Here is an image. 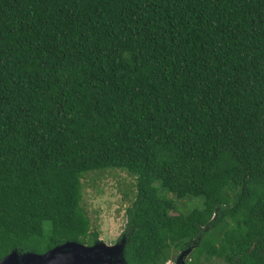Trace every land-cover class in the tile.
<instances>
[{
  "label": "trees",
  "instance_id": "obj_1",
  "mask_svg": "<svg viewBox=\"0 0 264 264\" xmlns=\"http://www.w3.org/2000/svg\"><path fill=\"white\" fill-rule=\"evenodd\" d=\"M113 169L127 264H264V0H0V260L96 242Z\"/></svg>",
  "mask_w": 264,
  "mask_h": 264
},
{
  "label": "rangeland",
  "instance_id": "obj_2",
  "mask_svg": "<svg viewBox=\"0 0 264 264\" xmlns=\"http://www.w3.org/2000/svg\"><path fill=\"white\" fill-rule=\"evenodd\" d=\"M134 183L132 176L118 169L88 172L83 176L81 207L91 222V230L98 234V241L107 245L119 241L125 224L124 211L135 196ZM177 204L192 209L198 203L190 199ZM210 264L223 263L214 260Z\"/></svg>",
  "mask_w": 264,
  "mask_h": 264
},
{
  "label": "water",
  "instance_id": "obj_3",
  "mask_svg": "<svg viewBox=\"0 0 264 264\" xmlns=\"http://www.w3.org/2000/svg\"><path fill=\"white\" fill-rule=\"evenodd\" d=\"M125 237L112 245L96 241L92 245L66 242L43 254L12 251L0 260V264H127L124 258ZM190 252L186 249L175 264H185Z\"/></svg>",
  "mask_w": 264,
  "mask_h": 264
},
{
  "label": "flooded vegetation",
  "instance_id": "obj_4",
  "mask_svg": "<svg viewBox=\"0 0 264 264\" xmlns=\"http://www.w3.org/2000/svg\"><path fill=\"white\" fill-rule=\"evenodd\" d=\"M123 235V232H122V234H121V236ZM121 236H120V238H121ZM120 240V239H119ZM97 241H98V239H97ZM178 257V256H177ZM176 260H177V258H175V260H174V262H172V264H175L176 263Z\"/></svg>",
  "mask_w": 264,
  "mask_h": 264
},
{
  "label": "built area",
  "instance_id": "obj_5",
  "mask_svg": "<svg viewBox=\"0 0 264 264\" xmlns=\"http://www.w3.org/2000/svg\"><path fill=\"white\" fill-rule=\"evenodd\" d=\"M171 263V261H168L166 264H170Z\"/></svg>",
  "mask_w": 264,
  "mask_h": 264
},
{
  "label": "clouds",
  "instance_id": "obj_6",
  "mask_svg": "<svg viewBox=\"0 0 264 264\" xmlns=\"http://www.w3.org/2000/svg\"><path fill=\"white\" fill-rule=\"evenodd\" d=\"M170 261V260H169Z\"/></svg>",
  "mask_w": 264,
  "mask_h": 264
}]
</instances>
